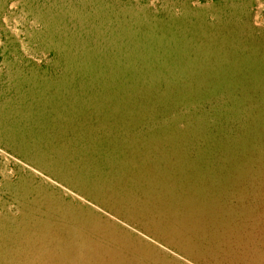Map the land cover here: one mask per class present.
Returning <instances> with one entry per match:
<instances>
[{
	"label": "rangeland",
	"instance_id": "obj_1",
	"mask_svg": "<svg viewBox=\"0 0 264 264\" xmlns=\"http://www.w3.org/2000/svg\"><path fill=\"white\" fill-rule=\"evenodd\" d=\"M176 48L197 63L189 71L162 62ZM222 56L264 66V0H0V264H93L68 254L104 245L118 264H264V233L223 213L195 224L187 211L200 198L169 183L162 163L132 161L126 136L64 108L77 91L98 94L112 72L150 118L137 129L188 138L195 120L205 134L188 138L192 154L210 138L264 160V96L193 87ZM260 166L235 173L237 192L264 196ZM56 232L78 237L68 258L52 253Z\"/></svg>",
	"mask_w": 264,
	"mask_h": 264
},
{
	"label": "bare ground",
	"instance_id": "obj_2",
	"mask_svg": "<svg viewBox=\"0 0 264 264\" xmlns=\"http://www.w3.org/2000/svg\"><path fill=\"white\" fill-rule=\"evenodd\" d=\"M172 52L175 55L167 52L166 54L164 53L165 55L163 54L161 59L163 63L167 64V62L174 61L181 70L187 71L192 68L187 65L197 64L194 61L189 62L185 60L177 48ZM220 63L222 64L219 68L216 67V64L214 67L208 64L205 69L209 71L202 72L200 76H195L197 84L193 87L196 89L197 86L205 82V84L216 87L221 91L224 89V91L230 92L236 89L242 96L255 94L257 96H264V66L261 63L252 59L247 61L234 60L228 58V56H222ZM191 78L194 79V76H191ZM98 82L101 85L98 94L86 89L77 91L73 93L72 98L67 100L70 106H68L66 101L63 102L65 104L64 108L83 121L93 118L96 122L97 127L95 128L97 130L108 132L107 134L111 136L112 132L126 136V140L130 142L128 149L125 150L129 155H133L132 161L135 159L141 160L146 167L147 163L151 162L149 156H152L154 161L162 163L161 165L166 167L164 178H167L169 183L171 181L173 182L172 185L176 188L181 187L183 190H186L187 194H183L188 199L189 195L190 198L192 196L200 198L198 208L195 211L192 208L187 211H193L191 215L196 216V219H193L195 224L201 223L205 226L207 223L214 221L216 213H223L229 216L226 218L237 221L240 225L254 226L263 235L264 204L262 203V199H264V196L262 194L248 196L237 192L238 188L242 186L243 180L239 177L242 175V171L256 165L261 167L260 165L264 162V160L258 158L260 156L254 155L256 152H251V150L250 154L247 155L249 147L245 150L242 146V150L238 149L239 155H234V146L231 147L229 143H215L214 140L206 138L207 147L205 151L192 154L191 151L194 145L190 144V139L188 138L194 135L200 136L201 133L205 134L202 129L195 126V120L192 123L194 128L191 126L190 131L187 133L188 138L185 133L171 134L166 131L152 133L142 128L137 129L144 126L150 118L138 117L137 111L135 112L132 107L131 103L136 104L140 99L133 93V86L123 84L125 88L127 87L126 90L118 89L120 85L112 77V72L109 73V79L106 81L107 84L99 80ZM173 86L172 88H174ZM197 89L199 88L197 87ZM94 91L96 90L94 89ZM165 97L167 96L165 95ZM145 104H149V102ZM162 106L164 108L165 105ZM120 107L121 109H119ZM189 118L193 119L192 117ZM207 150L210 154L206 156L204 153ZM253 155V159L250 158ZM214 159H217L216 163ZM235 173L240 175H236ZM257 176L261 177L262 173L259 171ZM219 222L217 221L216 223ZM40 232L45 233L43 230ZM39 234L42 235L41 233ZM56 234L50 242L52 253L54 254L59 249V253L55 256L68 258L66 257L68 251L65 249L78 237L68 233V242V240H65L67 237L62 236V233L56 232ZM87 239L81 237V240L87 241ZM38 242L45 243L41 239ZM248 242H251L250 238ZM24 243L23 246L28 248L24 253H33L32 245L35 243L33 241L30 244L26 241ZM91 250L93 252L89 256L82 255L84 253L68 255H76L74 259L80 262L81 260L85 262L87 261V257H90L93 259V264H118L119 262L118 258L115 257L117 253H112L114 248L110 245H104L102 248ZM19 254L24 255L22 251ZM61 254L66 256H60ZM19 260L25 262L24 264H32L27 263L25 258L22 257H19Z\"/></svg>",
	"mask_w": 264,
	"mask_h": 264
}]
</instances>
